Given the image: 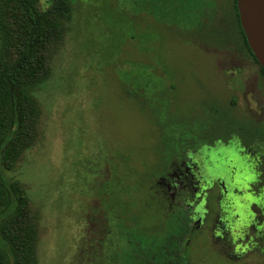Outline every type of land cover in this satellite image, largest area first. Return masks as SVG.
Wrapping results in <instances>:
<instances>
[{
	"label": "rangeland",
	"instance_id": "374dc122",
	"mask_svg": "<svg viewBox=\"0 0 264 264\" xmlns=\"http://www.w3.org/2000/svg\"><path fill=\"white\" fill-rule=\"evenodd\" d=\"M177 1L38 0V10L59 6L67 15L48 51V75L34 91L38 137L4 172L19 181L36 216L38 264H115L112 255L126 244L118 226L128 225L130 214L117 224L116 186L128 194L126 203L133 191L134 211L143 209L144 227L152 224L147 230L155 233L169 224L166 210L146 211L138 189L161 194L173 217L175 206L168 208L164 197L183 187L187 195L178 204L196 211L184 246L188 264H264V191L249 194L234 185L244 177L234 152H220L228 146L202 158L194 153V165L172 164L158 177L169 171L170 162L163 163L168 144L199 134V116L223 106L216 68L225 58L240 62L233 39L215 48L227 36L231 0H215L212 16L211 0H184L182 8ZM207 23L219 35L208 34ZM208 52L223 62L215 67ZM221 180L233 183L222 182L219 199H209L208 188ZM206 202L213 204L211 216L201 222Z\"/></svg>",
	"mask_w": 264,
	"mask_h": 264
},
{
	"label": "trees",
	"instance_id": "16d2710c",
	"mask_svg": "<svg viewBox=\"0 0 264 264\" xmlns=\"http://www.w3.org/2000/svg\"><path fill=\"white\" fill-rule=\"evenodd\" d=\"M183 2L178 0L176 7L182 8ZM37 3L38 0H0V264H38L36 216L19 181L7 179L4 173L15 166L21 153L38 137L41 112L34 91L48 75V51L60 38L67 15L59 6L40 11ZM231 4L238 20L236 0H231ZM183 140L186 144L188 138ZM173 147L174 144H168L167 149ZM117 188L114 193L117 224L130 214L129 224L118 226L126 244L125 249L112 255L115 264H183L176 250V241L181 236L176 233L179 221L174 228V219L161 206L163 196L138 189V199L145 202L139 205L146 211L154 206L162 212L166 210L162 217L169 224L159 225L155 233L149 231L152 224L144 227L143 209L135 206L134 211L132 201L137 196L133 191H129L126 203L123 197L128 194Z\"/></svg>",
	"mask_w": 264,
	"mask_h": 264
},
{
	"label": "flooded vegetation",
	"instance_id": "af4514ba",
	"mask_svg": "<svg viewBox=\"0 0 264 264\" xmlns=\"http://www.w3.org/2000/svg\"><path fill=\"white\" fill-rule=\"evenodd\" d=\"M215 6V0H212V4L208 7L210 9L208 13L212 12ZM230 6L232 11L229 15L227 13L229 18H227L228 21H226L228 27L226 29L224 28L225 35L227 36L224 38L220 37V39H222L221 43H216L219 47L215 46V48L220 51L218 48H220L223 44L230 43V40L233 39L234 43H238L240 46V51L238 52L240 58L237 59L240 62L237 64V62L235 63L233 61L234 59H230L228 61L225 58V66L216 68L222 80L221 90L224 93L222 99L223 106L218 105L215 108H209L206 110L204 116H199L203 118L198 119L195 122L198 123L200 133L190 136L186 144V141L183 139H174V148L166 150L167 160L165 163L167 162L168 164L170 162L169 171H157H160L158 177L163 176L171 171L170 166L172 164H180L184 170L186 162L191 165L196 163V160H194V153H199V156H201L203 152H207L210 149L213 150L216 146L219 147L216 151H220V147L228 146V149L221 150L220 152L227 150L229 152H234L236 158L240 160V163H238L240 164V170L237 169V172L239 171V175L245 179V181L243 179L236 180L234 185L237 187L247 188L249 190V194L256 192L255 194L258 195L259 189L264 191V107H259L255 100L258 99L257 96L259 95L260 98L264 100V69L255 58L247 43L239 21V16L237 20L233 5L231 4ZM205 18L204 24L206 25ZM208 25L209 24L207 23L208 34L214 37L219 35L217 28L216 31H213V28H211L212 26L209 27ZM203 29H205V26ZM214 37L209 40L214 39ZM210 45L211 44H209V47ZM208 56H210L211 64L215 67L217 64L223 62L222 59H218V57L214 54H210ZM250 85H253L252 91L246 92L245 90V93L244 89ZM249 95H251L250 99ZM252 102L256 103V107H252ZM169 152H171V154H169ZM161 160L163 159H159L157 163L158 168L161 165ZM250 176H252V178L248 180ZM222 182L225 185L233 183L221 180L217 184L211 185L208 188L209 192L206 193L209 199L215 198L214 195H216L219 199L220 195L216 188L222 191ZM182 189L183 187H178L174 194V198H168L164 193L163 194L165 195L164 198L167 199L168 208H172L171 206L173 205L175 206L173 212H176L175 216L173 215L172 220L174 219V228L179 221L180 229L176 231V233L178 232V234H181L182 236H180V238L176 241V250L181 254L184 264H188L189 261L186 257L187 250L186 248L184 250V246L186 247L192 240V235L196 227V219H194L192 212L194 211L196 213V211L193 210L192 205L183 206L178 204V201L183 198L182 195H187V192ZM254 202V204H258L256 201ZM206 203L207 208L203 211L204 213L201 218V222H207L210 220L212 210L211 206L213 204H209L208 202Z\"/></svg>",
	"mask_w": 264,
	"mask_h": 264
},
{
	"label": "water",
	"instance_id": "95a60500",
	"mask_svg": "<svg viewBox=\"0 0 264 264\" xmlns=\"http://www.w3.org/2000/svg\"><path fill=\"white\" fill-rule=\"evenodd\" d=\"M236 6L247 43L264 69V0H236Z\"/></svg>",
	"mask_w": 264,
	"mask_h": 264
}]
</instances>
